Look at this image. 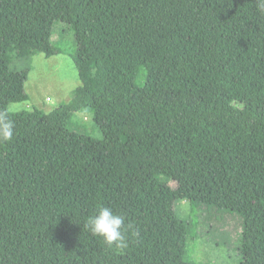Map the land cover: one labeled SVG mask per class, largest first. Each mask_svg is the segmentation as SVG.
<instances>
[{"label":"trees","instance_id":"trees-1","mask_svg":"<svg viewBox=\"0 0 264 264\" xmlns=\"http://www.w3.org/2000/svg\"><path fill=\"white\" fill-rule=\"evenodd\" d=\"M57 23L77 44L52 42ZM18 59L68 55L80 86L50 113ZM141 83V84H140ZM91 111L103 134L72 130ZM0 264H196L176 201L242 220L241 264H264V15L255 0H0ZM173 184V186L170 185ZM111 207L138 234L85 226Z\"/></svg>","mask_w":264,"mask_h":264},{"label":"rangeland","instance_id":"rangeland-1","mask_svg":"<svg viewBox=\"0 0 264 264\" xmlns=\"http://www.w3.org/2000/svg\"><path fill=\"white\" fill-rule=\"evenodd\" d=\"M53 29L54 45L70 53L77 51L74 33L70 27L57 23ZM10 56L11 71H27L24 89L29 96L26 102L9 104L7 112L10 114L33 109L50 113L59 106L69 103L73 91L81 84L77 69L68 55L45 58L42 54L36 53L18 59L13 52ZM71 124L72 130L77 133L103 140V134L90 110L75 112ZM170 185L173 186L172 183ZM173 208L177 217L187 222L193 229L188 242L186 262L241 264L242 220L239 215L229 212H208L204 208L194 211L186 201L174 202Z\"/></svg>","mask_w":264,"mask_h":264},{"label":"clouds","instance_id":"clouds-1","mask_svg":"<svg viewBox=\"0 0 264 264\" xmlns=\"http://www.w3.org/2000/svg\"><path fill=\"white\" fill-rule=\"evenodd\" d=\"M255 7L259 14L264 15V0H255ZM13 136L11 121L0 125V138L10 141ZM90 234L99 237L108 246L126 247L125 233L130 232L132 236L138 235L133 230L131 223L125 224V219L116 214L111 207L99 206L95 213L89 216L85 222Z\"/></svg>","mask_w":264,"mask_h":264}]
</instances>
